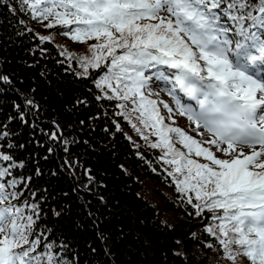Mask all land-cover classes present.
<instances>
[{"label": "snow or ice", "instance_id": "6c2138e0", "mask_svg": "<svg viewBox=\"0 0 264 264\" xmlns=\"http://www.w3.org/2000/svg\"><path fill=\"white\" fill-rule=\"evenodd\" d=\"M0 9L12 17L0 15V38L11 40L2 33L7 23L40 45L56 35L87 45L90 55L67 58L77 60L82 79L91 77L95 101L115 102V114L159 150L154 159L172 169L164 170L187 214L208 221L204 231L225 259L264 264V0H0ZM31 22L57 32L43 35ZM10 92H17L13 79L0 72V264H80L48 223L70 206L49 205L40 160L66 154L60 170L77 182L82 169L86 182L74 192L92 191L95 176L71 155L77 141L66 125H46L34 97L17 102ZM177 116L199 139L175 126ZM32 143L45 154L29 153ZM97 239L106 247L104 234Z\"/></svg>", "mask_w": 264, "mask_h": 264}, {"label": "trees", "instance_id": "16d2710c", "mask_svg": "<svg viewBox=\"0 0 264 264\" xmlns=\"http://www.w3.org/2000/svg\"><path fill=\"white\" fill-rule=\"evenodd\" d=\"M0 15L12 19L7 9H0ZM29 27L43 35L57 32L35 22ZM14 32L5 23L3 37L11 35V40L0 38V72L9 75L17 89L9 97L17 102L24 96L34 97L44 109L46 125L53 120L66 125L70 138L77 141L70 146L71 155L83 168L91 169L96 179L92 191L74 192L78 184L83 187L86 182L82 169H78L77 182L66 170H60L66 154L40 160L44 174L38 182L54 197L49 205L57 210L70 206L59 219L50 217L48 223L57 234L68 238L79 253L80 264H231L205 233L208 221L187 214L190 207L180 199L172 177L164 170L172 169L154 159L159 150L149 147L131 124L115 114L120 111L115 102L95 101L91 77L86 80L77 75L82 72L79 63L67 57L90 55L87 45L60 35L40 45L32 33L16 36ZM40 48L47 51L40 53ZM90 72L94 74V70ZM81 100L86 103H78ZM101 104L112 106L102 108ZM114 122L120 124L121 132L116 131ZM29 138L25 128L21 139L26 142ZM26 147L29 153L45 154L34 143ZM89 211L93 213L91 218ZM97 233L108 238L106 247ZM209 243L214 246L209 248ZM106 250L111 254L105 255ZM237 264L248 261L241 257Z\"/></svg>", "mask_w": 264, "mask_h": 264}, {"label": "rangeland", "instance_id": "374dc122", "mask_svg": "<svg viewBox=\"0 0 264 264\" xmlns=\"http://www.w3.org/2000/svg\"><path fill=\"white\" fill-rule=\"evenodd\" d=\"M68 39H70V38H68ZM160 98L163 99V100H165V101H167L169 104L172 103L170 97H168V96H167L166 94H164V93H161V97H160ZM133 122H134V123H137L138 126H139V122L136 121L135 118H133ZM166 122H167V121H166ZM175 126L181 127V128H182L184 131H186L189 135H193V136L195 137V134L192 133V132L190 131L189 122L187 121V119H186L185 117L177 116V117H176V124H175ZM153 138L156 139L155 137H153ZM195 138L199 139V137H195ZM179 146H180V145H179ZM180 147H181V146H180ZM197 159H199V160L202 161V158H197Z\"/></svg>", "mask_w": 264, "mask_h": 264}]
</instances>
